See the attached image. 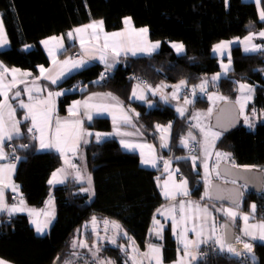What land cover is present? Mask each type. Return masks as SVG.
<instances>
[{"label": "trees", "instance_id": "16d2710c", "mask_svg": "<svg viewBox=\"0 0 264 264\" xmlns=\"http://www.w3.org/2000/svg\"><path fill=\"white\" fill-rule=\"evenodd\" d=\"M0 13L11 44L10 48L0 50V60L10 67L31 72H36L38 65L48 63L40 45V40L48 36L65 33L95 20H103L107 30H117L122 28L127 16L132 17L136 26H147L151 38L161 42L158 52L144 56H122L112 72L102 64L94 63L73 73L63 86L69 87L79 79L84 83L80 91H68L64 95L62 107L94 90L115 95L132 115L139 131L154 143L160 158H171L179 166L182 177L193 189L194 200L212 207L221 221L227 220L214 208L219 203L209 198L207 201L200 199L203 190L200 171L193 164L189 148L181 144V139L189 133L187 116H179L173 104L157 97L149 95L144 100L134 98L133 90L137 91V95L142 94L139 87L143 86L129 79V75L138 74L155 88L167 85L164 88L173 89L172 86L184 80L186 87L192 89L204 78L210 81L212 76L221 73L219 56L213 51L214 45L237 39L231 47L232 70L221 75L215 84L209 83L207 90L235 100L241 93V84L251 86L254 89L253 100L247 107L246 116L252 127L243 120L239 128L223 134L215 147L231 153L238 165L264 169V50L257 53L243 51L245 37L250 34L255 35L247 45L260 43L264 49V38L257 35L264 29V21L258 17L255 2L0 0ZM171 42L182 43L185 52L178 54ZM26 45L32 48L26 50ZM105 72L107 76L101 79V74ZM152 98L154 102L150 105ZM209 106L210 102L204 98L194 99L192 103L195 109L206 110ZM169 123L170 138L166 141L167 147H162L164 141L156 126ZM88 125L96 130H110L112 127L110 119L106 117L94 118ZM13 141L18 153L24 157L18 161L15 179L26 203L30 207H43L51 195L49 178L64 159L55 151L38 152L36 143L28 135ZM85 162L93 179V196L81 191L82 185L73 180L55 187L56 220L45 236L35 233L28 216L12 215V220L8 221V215L3 214L0 217L1 257L14 264H64L72 256L75 237H93V232L87 235L83 232L93 217L95 221H116L127 233V236L118 237L115 244L106 242L101 248L102 256L115 264L129 263L134 247L142 252L154 240L150 233L153 217L157 208L167 201L160 188V180L165 176L163 169L142 165L136 152L126 151L114 138L92 141L85 146ZM252 202L257 206L258 216L264 220V191L246 193L241 208L248 210ZM252 242L256 253L255 264H264V241L255 239ZM177 249L176 240L167 230L164 259L174 260ZM197 264H253V261L249 257L239 259L227 252L210 250Z\"/></svg>", "mask_w": 264, "mask_h": 264}, {"label": "crops", "instance_id": "0c3cea01", "mask_svg": "<svg viewBox=\"0 0 264 264\" xmlns=\"http://www.w3.org/2000/svg\"><path fill=\"white\" fill-rule=\"evenodd\" d=\"M244 1L255 2L257 10H258V17H259V19L261 21H264V20H262L260 18V12L262 10H264L263 0H259V3H257V0H244ZM129 17L130 16H127L126 18H129ZM130 18H131V27L132 28H135L137 30L142 29V28H147L148 29L147 39H148L149 42L155 43V42L158 41V40H153L151 38L150 30H149V28L147 26L138 27L134 23L132 17H130ZM124 20H125V18H124ZM124 20H123L122 28L117 29V30H111V31L106 29L105 23L102 20L103 21L104 32H106V33L125 32L126 31V25L124 23ZM0 21H2L1 13H0ZM95 21H101V20H95ZM92 22H94V21H91L90 23H92ZM90 23H88V24H90ZM2 24H3V21H2ZM88 24L76 26V27H74L72 29H69L65 33L58 34V35H51V36H48L46 38L41 39L40 40V45L43 48L44 52L46 53V56L48 58V63L47 64L38 65L36 72H31L30 70L22 69V68H19V67H10L7 64H5L2 60H0V63H2L3 66L6 67L7 69H9V70L17 69V70H19L16 73L17 80L18 81L19 80L25 81V83H22V84L18 83L17 88L13 89V92L9 93L10 97L13 95V93L16 90H20L21 91L20 99L24 100L25 103H33L34 101H29L27 93H25L23 91V89L25 87H32L33 88L34 99H40V100L45 99L47 97L48 92H52V93L63 92L64 93L63 95L54 96L53 97V108H54V110L52 112V122H51L50 128L48 129L49 133H54L55 132V128H56L55 121H56V119H59L62 122L63 121L71 122V121H77L78 120V121H80V127H81L82 131L84 133H91V135H84L82 137V139L79 141V146L77 148L76 154H72L70 152L67 153V159L70 161V163L66 164L65 163V156H62L55 149H46V150H41L40 149V147H39V139H38L40 133L38 131H35V130L33 132H28L27 131V129L29 127H31L32 125H31L30 119L29 120H25L24 119L25 114H26V110L21 109L18 106V102L16 100H11L10 101V103H12V106L16 109L14 118L16 120L20 121L19 127L21 129V135L18 136V137H14L13 140L14 139H18V138H22V137H24L26 135L30 136L32 139H33V137H37L36 139H33V141L36 143V148H37L38 152L55 151V152L59 153L64 159L62 165L57 167L53 171V172H56L58 169H62L63 170L62 172L58 173V175H57V179L58 180H63V182L62 183L57 182V183L50 184V186H51V195L48 198L46 204L43 207L35 208V207H30L26 203V201H24L23 207L31 210L33 214L30 215L29 211L16 212V213L12 214V215L24 214V215L28 216L29 222H30L31 226L34 228L35 233L37 235H40V236H45L47 234V232L50 230V228L53 225V223L55 222V220H56L57 209H56V199H55V187L60 186V185H65L70 180H73V181L77 182L78 184L82 185L81 191L89 192L91 194V196H93V191H92L93 179H92V175L89 172V170H88V168L86 166V162H85V146L90 144L92 141L101 142V141H103L105 139H108V138H114V139L118 140V142L120 143L121 146H122L121 140H125L127 142L134 143V144L150 145L151 149H149L148 147H145L143 149V151H144L145 157H150L151 156V157L155 158L156 164H155V166H153V165H145V164H142V165H144L146 167H151V168H161V169H163L165 176L160 180L161 192L163 191V186H164L165 181L168 182L169 191L176 192V189L174 188V185H178L182 181L186 180L184 177L179 176V174H178L180 172L179 166L173 162V159L170 158V159L162 160L160 158L154 143H152V141H150L149 138L146 135H144L143 133H141L139 131V129H138L137 125H136V122L133 119L132 115L128 112V110L122 104L120 99H118L112 93H111L112 96L116 97L118 102H119V104L122 106L123 112H121L118 108L110 107L109 111L104 112V113H102L100 115H97L95 109L92 108V109H88V111L92 115V119L91 120L88 119L87 115L84 114L85 113V109L83 107V102L84 101H88V103L91 104V105H109V106H111V105H115L117 103V101H114V100L110 99L109 97H107L105 94H108L110 92L104 91V90H94V91H90L88 93H85V94H83V95H81V96H79V97H77L75 99H72L70 102L66 103L65 106L62 107V102H63L64 95L68 92L67 87L63 86L62 84L73 73H75V72H77L79 70H82L85 67H87L89 65H92L94 63H100L103 66H105L108 71L112 72L119 65L120 58L122 56H133V55H131L130 52L128 54H124L122 52L120 56H118L116 58H113L111 53H109L108 58H107V65H106L105 62H102L99 59V56H100L101 53L97 50V48L99 46L96 45L95 41H93L92 43H88V41L91 39V37H90L91 30L90 29L88 30V34L84 35V39H85V42H86V47L88 48V53L84 54L83 50L81 48V44H80V36H77L74 33L73 37L69 38L68 33L69 32H73V30L76 29V28H80V27L88 25ZM3 29H4V31L6 33L4 24H3ZM261 32H264V29L262 31L258 32L257 35L259 37H261L259 35V33H261ZM6 36H7V33H6ZM52 37H56L57 40H59L61 43H63V46H64L63 49H59V50L55 51V60L57 61V63H55V64L53 63V56L49 55V49L54 48L55 45L57 44V41H54V40L50 39ZM261 38H264V37H261ZM7 40H8V44L3 46V47H0V50H5V49L10 48L11 44H10V41L8 39V36H7ZM45 40L49 41L48 47H45V45L42 43V41H45ZM235 41H237V39H231L229 41H224V42H231V44H230V46L228 48L227 53H225L226 55H224L223 57L219 53L214 52L215 54H217L219 56L220 64L222 62L224 64L228 63V54L230 53V56H231V47L233 46ZM102 42L103 41H102V38H101V42H100L101 45H102ZM158 42H159L158 49L156 51L152 52V53L158 52L160 50L161 42L160 41H158ZM173 44H182V43H180V42H171V45H173ZM253 44L261 46L262 49H263L262 44H260V43H253ZM253 44H249L247 46L251 47V45H253ZM26 46H28V47H26ZM26 46H24V49H26V50H29V49L32 48L31 45H26ZM131 46L132 45L129 43L128 47H131ZM70 48H72L71 52L69 51ZM229 49H230V51H229ZM244 49H245V47L243 48L244 53H257V52H245ZM184 52H185V48H184V51L182 53H179V54H183ZM144 55H149V54H147V53H139L138 52L137 55H135V56H144ZM69 58H71L72 60L83 58V59H85L87 61V64L83 68L71 71L65 77L61 78L58 81L57 84H52L50 80L45 79L43 76H41V73H40V67L41 66L46 70L45 71V75L46 76L47 75L56 76L57 73L60 71L61 63L63 61H65V60L69 59ZM108 65H110V67H108ZM232 68H233V60H232V57H231V65H230L229 71L232 70ZM0 71H2V69H0ZM22 73H30L31 75L30 76H24V75H22ZM221 73H222V68H221ZM11 75H12L11 71H9V73H7L5 75V82L6 83L11 82ZM33 81H35V85H33ZM34 87H40L43 91L41 93L37 94L34 91ZM139 88L142 89V91H143L142 94L145 96V98L147 96L151 95L152 97L154 96V97H157V98H159L161 100H163L161 98V93L171 97V93L173 91V89H166V91H161L162 90V88H161L159 90V92H157L154 95L152 91L148 90V88H145V89L142 88V87H139ZM151 88L152 89H156L155 87H151ZM140 94L138 93V96ZM240 94H246V93H242L241 92ZM217 96H221V95L215 93V95L213 96L214 100L211 99V101L214 102V104H213V112L215 111L216 107L220 104L219 103L220 101L218 102V99H215V97H217ZM251 96H252V98H251V101H252L253 100V94H251ZM89 97H92V99L89 100L88 99ZM178 97L179 98L176 99V103H174L172 101V100H175V99H169L167 102L173 104L176 109L178 107H185L187 109V111H185L183 116L186 115L187 118L189 116H191V115L195 116V114H197V113L203 114L205 111H207L210 108V106L212 104L211 101H210V106L206 110L195 109V108L192 107V104L184 105V98H182L184 96L181 94V92L178 93ZM0 99H2V97H0ZM74 101H80L81 102V106L79 107V115H76V116L70 115V113L68 111V109L73 105ZM153 102H154V99L153 98L150 99V105ZM4 111H5L6 125H7L8 129L11 130L12 122L8 118V115H7L8 110L5 109ZM176 112H177V110H176ZM125 114L127 116L131 117V122L130 123H125L123 121V119H121V117L123 115H125ZM177 114L179 116H181L178 112H177ZM114 115L117 117L115 123L113 121V116ZM98 117L109 118L111 123H112L111 129L110 130H96L94 128L89 127L88 124H90L93 121L94 118H98ZM195 122H196V120H195ZM168 125L169 124L161 125V126L166 127ZM192 127L193 126H189V131L194 133V130H193ZM117 129H119L118 133H117ZM159 132H160L161 137L165 136L167 138L166 141L169 140L171 129H170V132H168V133H162L161 131H159ZM96 133H112V135L103 137L100 141H97L96 136H95ZM221 136H220V138H221ZM13 140H11V141H13ZM85 140L87 141V143L84 142ZM8 142L9 141H7V140L4 142V152L7 154V156L9 154V150H8V147H7ZM216 143L217 142H215V145H216ZM189 144H190V141H189ZM124 149L126 151H129V152H136L139 155L140 161H141L142 158H141V149L140 148H135V149H126V148H124ZM215 149L216 148L213 147L211 150H215ZM210 151H209V153H211V155L207 156L205 158V160L206 159L207 160L211 159L213 152H210ZM215 151H218V150H215ZM190 153H191V151H190ZM20 159H24V157H20ZM197 160L200 161V152H199V157H197ZM6 164H15V170L11 174V181L10 182L15 184V185H18V191L17 192H13L11 190V188H5L4 189L5 201H6V203L9 206H12V205L21 206L20 203H19L20 201L19 202H12L10 200L11 195L14 194V193H17L20 197H22V194H23V192H22V190L20 188V185L18 184V182L15 179V176H16V173H17V169H18V162L9 160L8 158L0 160V165H6ZM73 165L75 167H73ZM194 166H195L196 170H198V166L196 164H194ZM177 169L179 171H176ZM78 176H79V178H78ZM50 179H52V174H51L49 180ZM84 189H88V191H84ZM209 189H210V187H206L205 188V190H207V191H209ZM187 190H188V193H189L188 196H184V195H182V193L176 192V195H175L174 199L169 198V197H165L162 194L164 196V198L167 199V201L162 203L157 208V210L159 209L160 212L156 211V213H155V215L153 217L152 225H151V228H150V233H151L152 237L154 238V240L152 242L148 243V245L146 246L144 251H142V252L139 251L138 253L133 251L131 253L130 257L136 256L137 261H139L140 259H142L144 253H148L149 252V245L151 244L153 246H156V247H159V248L162 249V253H161V255H162V264H181V262H183V264H189L190 258L184 256V248H183V244L181 243V239H180V235H179L180 232L185 227H187L189 229V231L187 232V239L188 240H193L194 241V240L202 239V240H205V241L209 242L212 245V247H214V248H216L218 250L219 246L215 243V238L219 237V236H224V226H223L224 222L220 220L218 214L215 212V210L212 207H208V205L203 203V202L200 203L201 201L197 202V201L194 200L193 195H192L193 189L191 188V186H190L188 181H187ZM208 198L209 197H205V192H202L200 199L202 201H207ZM181 201L184 202V213H183V215L186 218L183 221L181 220V211H180V202ZM188 201H192L193 202L192 205H189ZM214 202H216V201H214ZM217 203H219V204H216V207L214 206L216 211L218 213H222L224 216H226L227 220L230 221L232 224H234L235 227L237 226L238 227L237 231H238L239 236L241 238H244L245 240H247L251 244L252 249H253L252 250V254H248L247 256L246 255L245 256L251 258V256L254 255L255 260H256V253H255L254 245H253V242H252V240H255V239L252 238V235H249V236H245L244 235V230L247 228V231L249 233H252L253 235H255L257 237L256 240L264 241V240L259 239V233L261 231V229L259 228V225L264 224V220L258 216L257 206H256L255 202H252L250 204L248 210H244V209L241 208V203L242 202L239 203L238 205H232V204H229V203L225 204V202H217ZM196 204H199L201 209L204 208L205 206H207V208H208V213H207V217H206L207 222H203V221H201V219H199V217L201 215H204V214L202 212H197V210L195 208ZM253 204L256 206L254 211L251 208V205H253ZM173 208H174V211H173ZM223 209H231L233 212L237 213V215L235 216L234 219H232L228 215H226V213L224 211H222ZM45 213H54V216H52V217L46 216ZM161 213H163V214H161ZM3 214H7L8 215L7 212H0V217ZM173 215L175 216V220H176V224H177L176 231H173V218H172ZM244 216H248L249 217L247 222L244 221V219H243ZM194 217H195V219H193ZM213 219L215 221V228H216L215 234H213V231H212ZM49 220H50V223H49ZM33 221H35L36 223H33ZM105 221H107V225L105 224ZM156 221H158L159 224H157ZM37 224H39L41 227H44V231L43 232H38L37 231ZM45 225H47V226L45 227ZM114 225H118L119 227L118 228L114 227ZM192 228H196L197 231H201L202 230V236L198 238L196 236V232L191 231ZM167 230L170 231L172 238L174 240H176L177 245H178L176 258L174 260H172V261H166L164 259V238H165V233H166ZM123 231L124 230L121 228V226L116 221L103 219L101 221L99 220V221H95V223H93V220H92L89 223V225L86 226L83 229V232L84 233L86 232V235L87 234H92V232H93V237L85 238V236L82 235V236L75 237L73 239V241H76L77 243L84 242V243H86L88 245L87 248L77 247V249L80 250V251L87 252L89 249L97 250L96 247H94V245H96L97 236L99 234H101V239L100 240L98 239L99 243H102V244H100L98 246V251H100V254H101V248H103L106 245V242L107 243L109 242L110 244H113V243H111V241L113 239H115V241H116L118 239V237H121ZM158 232H159V235L157 234ZM203 247H204V243H201L198 249H191V251L193 252V255L197 256V259L196 260H192L191 264H197L198 260L202 257L200 251L202 250ZM87 254H88V252H87ZM81 257H82L81 259L77 258V261L74 260L72 262V264H94L91 261H89L88 259H85L86 258L85 256H81ZM0 259H3L4 261H7L8 264H14L12 261H10V260H8V259H6L4 257L0 256ZM71 259H73V256H70V258L68 260H71ZM100 261H104V260H100ZM96 264H100V262L99 263L96 262ZM127 264H132V260L130 259L129 263H127ZM143 264H149V261L147 259H144Z\"/></svg>", "mask_w": 264, "mask_h": 264}, {"label": "snow or ice", "instance_id": "6c2138e0", "mask_svg": "<svg viewBox=\"0 0 264 264\" xmlns=\"http://www.w3.org/2000/svg\"><path fill=\"white\" fill-rule=\"evenodd\" d=\"M227 2V0H226ZM257 3H259V0H257ZM260 18L262 20H264V10H262L260 12ZM124 23L126 25V31L125 32H115V33H106L104 32L103 29V21H94L88 25L82 26L80 28H76L73 30V32H69L68 36L69 38H72L74 33L77 36H80V44H81V48L83 50L84 54L88 53V48L86 47V42L84 39V35L88 34V30H91L90 33V37L91 39L88 41V43H92L93 41H95L96 45H98L99 47L97 48V50L101 53L99 56V59L102 62H105V64L107 65V58L109 53H111L113 58H116L118 56L121 55V53L123 52L124 54H128L129 52L131 53V55L135 56L137 55V53H147V54H151L152 52L156 51L159 47V42H155V43H151L148 41L147 39V34H148V29L147 28H142V29H135L131 27V18H125ZM255 34H250L249 36L245 37V42H246V46H245V52H258L262 49L261 46L258 45H251V47L247 46V43L250 42L253 39V36ZM259 35L261 37H264V32L259 33ZM101 38H102V45L100 44L101 42ZM51 40L57 41V44L55 45L54 48L49 49V55L53 56V63H57V61L55 60V51L59 50V49H63V43H61L59 40H57L56 37H52L50 38ZM42 43L45 45V47H48L49 41L45 40L42 41ZM131 44V47H128V44ZM8 44V40H7V36L6 33L3 29V24L2 21H0V47H3L5 45ZM231 42H220L217 45H214L213 47V51L219 53L222 57L225 55V50L229 48ZM28 47V46H26ZM172 47L176 50V52L182 53L184 51V45L183 44H173ZM87 64V61L83 58L80 59H76V60H72L71 58L63 61L61 63L60 66V71L57 73L56 76H51V75H45V69L41 66L40 67V73L41 76H43L45 79H48L51 81L52 84H57L58 81L65 77L67 74H69L71 71L73 70H77L80 68L85 67ZM231 65V56L230 53L228 54V63L224 64L223 62L221 63V68H222V73H217L216 75L211 77V80L209 81L208 78H204L201 83L199 85L193 86L192 88V95L195 96L196 94V89L199 88V91L201 93H205L207 90V87L209 85V83H213L215 84L221 77V75L223 74H227V72L229 71ZM108 67H110V65H108ZM0 69H2V71H0V97H2V99H0V160L3 159H7L8 156L7 154L4 152V142L7 141H11L13 140L14 137H18L21 135V129L19 127L20 121L16 120L15 117V111L16 109L12 106V103H10L11 100H16L18 102V106L21 109L26 110V114L24 119L25 120H29L31 121V127H29L27 129L28 132H33L38 131L40 133L38 139H39V147L41 150H46V149H55L57 152H59L62 156H65V163L68 164L70 163V161L67 159V153H72V154H76L77 148L79 146V141L82 139V137L84 135H91V133H84L80 127V121H61L59 119H56L55 124H56V128H55V132L54 133H49L48 129L50 128L51 122H52V112L54 110L53 108V97L54 96H60L63 95V92H56V93H52V92H48L47 97L45 99H34L33 96V88L32 87H25L23 89V91L25 93H27L28 95V99L29 101H34L33 103H25L24 100L20 99L21 97V91L20 90H16L13 95L10 97L9 93L13 92V89L17 88L18 83L22 84L25 83V81L23 80H17V76L16 73L19 71L17 69H12L9 70L6 67L3 66L2 63H0ZM9 71H11L12 75H11V82L6 83L5 82V75L7 73H9ZM22 75L24 76H30V73H22ZM106 75V73H102L101 74V79L104 78V76ZM33 85H35V81H33ZM187 86V82L184 80H181L179 82V84L172 86L173 87V91L171 93V97H169L168 95H165L163 93H161V98L167 102L169 99H178V93L180 92V90L184 87ZM148 88V90L152 91L153 94L155 95L157 92H159V90L163 87H167V85H158L156 87V89H152L151 86H146ZM240 90L242 93H246V95L244 96V100L243 102L241 101H237V103L240 104V108H241V112L243 111V108L246 106L247 102L249 100H251L252 96L251 94L253 93L254 89L251 86L245 85V84H241L240 85ZM34 91L35 93L39 94L41 93L43 90L40 87H34ZM107 97H109L110 99L117 101V103L115 105H91L88 103V101H84L83 102V107L85 109V115H87L88 119L91 120L92 119V115L91 113L88 111V109H92L94 108L96 111L97 115H100L104 112L109 111L110 107H114V108H118L121 112H123V108L122 106L119 104L118 100L116 97L112 96L111 93L105 94ZM132 96L134 98L140 99V100H144L145 96L143 94H140L139 96L137 95V91L134 89ZM210 100L213 99L212 95H209L208 97ZM89 100L92 99V97L88 98ZM215 99H220V100H226V97L223 96H217L215 97ZM193 103V100H189L187 98H184V105H188ZM81 106V102L80 101H74L73 105L68 109L70 115L76 116L79 115V107ZM5 109L8 110L7 115L9 120H11L12 122V127L11 130L8 129L7 125H6V121H5ZM177 112L183 116L185 111H187V109L185 107H178ZM212 108H209L207 110V113L205 114H200L197 113L195 114V116L193 117V119H195L197 121V124L194 127H198L200 129V132L203 133V137H204V142L205 145L208 144L209 139H211V143H212V147H214L215 145V140L219 139V137L222 135V133L224 131H226V128L220 127L219 130L214 131L212 126H209L207 129H205V127L201 126L199 121L202 117V115L207 118V117H211L212 114ZM117 117L114 115L113 116V121L114 123L116 122ZM121 119H123V121L125 123H130L131 122V117L127 116L126 114L123 115L121 117ZM244 122L245 124H248L250 127H252L249 118L247 116L244 117ZM157 129L159 131H161L162 133H168L170 132L171 129V123H169L168 126L164 127L161 125H157L156 126ZM119 132V129H117V133ZM112 133H96V139L97 141H100L103 137L106 136H111ZM37 137H33V139H36ZM162 141H164V143H162V147H167V143H166V137L162 136L161 137ZM196 137L193 135V133L191 131H189L187 137L182 138L181 139V144L184 147H188L189 145V141H195ZM85 143H87V141H84ZM121 144L124 148L126 149H135V148H140L141 149V162L142 164L145 165H153L155 166L156 164V160L153 157H145L144 151L143 149L145 147H148L149 149H151L150 145H141V144H134V143H130L127 142L125 140H121ZM21 147H28V145H21ZM204 155L205 157L211 155V153L208 152L207 147H205L204 149ZM216 157H217V162L216 165L214 166L216 170V176L219 177L221 175V173L218 171V167H219V161L221 159H229L230 154L228 153H221V152H216L215 153ZM13 159H18L17 157L13 156ZM177 159H182V158H177ZM193 163L195 164V161L197 160V157L193 156L192 157ZM167 163V162H166ZM235 166V165H233ZM73 167H75L73 165ZM245 168H248L250 166H244ZM204 168H205V183L209 186V187H213V185L211 184V180L209 179V176L211 175V173L208 170V164L207 162H205L204 164ZM15 170V164H6V165H0V212H7L9 216H11L13 213L16 212H23V211H29V214L32 215V211L23 207L24 205V201L23 199L20 200V205L21 206H17V205H12L9 206L4 198V189L5 188H11V190L13 192H17L18 191V185H15L13 183H11V174L14 172ZM62 169H58L56 172L52 173V179H50L48 181L49 184H53V183H62L63 180H58L57 179V175L58 173L62 172ZM176 171H179L178 169ZM79 178V176H78ZM233 184L236 183L235 180L232 181ZM174 188L176 189V192L182 193V195L184 196H188V190H187V180L182 181L180 184L178 185H174ZM84 191H88V189H84ZM176 192L173 191H169L168 189V182L165 181L164 186H163V191L162 194L165 197H169L174 199ZM237 199L240 196V193L236 194ZM205 197H210V193L209 191H205ZM218 199H222V197H217ZM234 203H236L237 201L234 200ZM192 201H188L189 205H192ZM255 205H251V208L253 209V211L255 210ZM195 208L197 210V212H202L204 215H201L199 217V219H201V221L203 222H207V213H208V208L207 206H205L204 208L201 209L199 204L195 205ZM158 212H160V210H157ZM174 211V208H173ZM180 211H181V220H185V216L183 215L184 213V202L181 201L180 202ZM222 211H224L226 213V215H228L230 218L234 219L235 216L237 215V213L233 212L231 209H223ZM163 214V213H161ZM46 216H54V213H45ZM173 231H176L177 228V224H176V220H175V216L173 215ZM93 219V223H95V217L92 218ZM195 219V217L193 218ZM244 221L247 222V220L249 219L248 216H244L243 217ZM33 223H36L35 221H33ZM50 223V220H49ZM157 224H159L158 221H156ZM105 224L107 225V221H105ZM47 225H45L46 227ZM114 227H119L118 225H114ZM255 227V226H254ZM259 228L261 229L260 233H259V239L264 240V224L259 225ZM37 231L38 232H43L44 231V227H41L39 224H37ZM189 231V229L187 227L183 228V230L180 232V239H181V243L183 244V248H184V256L189 257V264H191L192 260H196L197 256L193 255V252L191 251V249H198L201 243H206L207 241L202 240V239H198V240H188L187 239V232ZM191 231L196 232V236L199 238L202 236V230L201 231H197L196 228H192ZM212 231L213 234H215L216 228H215V221L213 219L212 222ZM227 229L225 227V233H226ZM159 235V232L157 233ZM126 235V234H125ZM244 235L245 236H249L252 235L253 239H256L257 237L255 235H253L252 233H249L247 231V228L244 230ZM234 239L237 242H242L243 243V248L246 250L244 253L242 252H238L237 249L235 247L232 246L231 243H229L227 241L226 235L224 236H219L215 238V243L219 246L218 251L219 252H227L230 253L232 255L235 256H242L247 254H251L252 253V246L251 244L247 243V242H243L241 240L240 236H235ZM111 243L115 244L116 241L115 239H113L111 241ZM73 248L76 247H81V248H87L88 245L84 242H79L77 243L76 241H73L72 244ZM123 247V246H121ZM91 251V249H89ZM98 251V249H97ZM134 252L138 253V249H136L135 247L133 248ZM162 249L153 245H149V252L148 253H144L142 259H140L139 261H137L136 256H132L131 260H132V264H143L144 259H147L149 261V264H162ZM93 256H96V252L92 253ZM73 255H75V253H73ZM57 259H59V257H57ZM251 260L253 261V264H255V257L254 255L251 256ZM0 264H8L7 261H4L3 259H0ZM55 264V262H54ZM65 264H72L71 260L65 261ZM100 264H113L112 261L110 260H104V261H100ZM181 264H183V262H181Z\"/></svg>", "mask_w": 264, "mask_h": 264}, {"label": "water", "instance_id": "95a60500", "mask_svg": "<svg viewBox=\"0 0 264 264\" xmlns=\"http://www.w3.org/2000/svg\"><path fill=\"white\" fill-rule=\"evenodd\" d=\"M245 116H242L237 99H226L212 113L210 126L215 130H219L220 127L226 128L227 130L222 133L226 134L239 128ZM218 171L221 173L223 179L213 180L211 183L213 187H210L209 193L210 199L213 201L238 205L242 202L246 193H261L264 191L263 168L254 166L245 168L241 165L222 161L219 164ZM233 180L236 181L235 184L232 183ZM237 193H240L238 199L236 196ZM217 197H222V199H218ZM234 200L237 202L234 203ZM223 226L227 241L231 244L237 242L234 237L239 236V234L234 224L225 220ZM225 227L227 229L226 233ZM238 248H240L239 244Z\"/></svg>", "mask_w": 264, "mask_h": 264}, {"label": "built area", "instance_id": "2783aa9c", "mask_svg": "<svg viewBox=\"0 0 264 264\" xmlns=\"http://www.w3.org/2000/svg\"><path fill=\"white\" fill-rule=\"evenodd\" d=\"M107 73V72H105ZM107 76V74L105 75ZM129 79H131L132 81H134L135 83H138L140 84L141 86L147 88L146 86H150L148 81L146 79H144L142 76L138 75V74H135V73H132L129 75ZM83 80L82 79H79L77 81H75L73 84H71L69 87H67L68 91H71V92H76V91H80L82 89V86H83ZM180 92L182 94H185L187 96H190L192 97L193 99L195 100H199L201 98H204V99H209V91L208 92H205V93H201L200 91H196V94L195 96L192 95V89L189 88V87H186V88H182L180 90ZM214 100V99H213ZM209 101H211L209 99ZM211 106L210 108H212L213 110V104L214 102L211 101ZM213 112V111H212ZM194 116H189L187 119H186V124L188 126H192L193 124V121L195 119H193ZM215 130V129H213ZM199 146H200V141L197 139L195 141H192L191 144H190V147H189V150L191 151V155L192 156H195V157H199ZM7 147H8V150H9V154H8V159L9 160H12V161H16L18 162L20 160V157H22L19 153H18V148L15 144L14 141H9L8 144H7ZM216 152H221V153H228V152H224L222 150H218ZM230 154V157L229 159H221L219 161V164L222 162V161H225V162H228V163H231V164H237V162L235 161L234 157L232 156L231 153H228ZM13 156L17 157L18 159H13ZM216 162H217V157L216 155L212 156L211 159H208V170L209 172L211 173V175L209 176V179L211 180V183L213 180H219V179H223L222 176L220 175L219 177L216 176V170L214 168V166L216 165ZM238 165V164H237ZM179 176H182L181 175V171L178 173ZM202 184H203V190L202 192H205V188L206 187H209L206 183H205V175L202 176ZM11 199H12V202H19L21 199H23V201H25V198H24V194H22V197H20L17 193H14L11 195ZM7 220L8 221H11L12 220V215L7 217ZM244 240V238H242ZM210 250H213L214 252L217 251L216 248L212 247V245L209 243V242H206L204 243V247L202 248V250L200 251L201 255L204 256L206 255ZM232 255V254H231ZM247 256V255H246ZM245 255L244 256H241V257H246ZM241 257H238L239 259H242Z\"/></svg>", "mask_w": 264, "mask_h": 264}, {"label": "rangeland", "instance_id": "374dc122", "mask_svg": "<svg viewBox=\"0 0 264 264\" xmlns=\"http://www.w3.org/2000/svg\"><path fill=\"white\" fill-rule=\"evenodd\" d=\"M227 51H228V49H226L225 50V53H227ZM229 51H230V49H229ZM226 55V54H225ZM142 88H144L145 89V87H142ZM161 91H166V88H162V90ZM206 92H208V90H206ZM209 93H210V95H212V96H214L215 95V93L214 92H211V91H209ZM182 98H187V99H189V100H194L192 97H190V96H187V95H185L184 97H182ZM174 103H176V99L175 100H172ZM208 101H209V99H208ZM220 101V102H219ZM223 100H220V99H218V102L219 103H221ZM210 102V101H209ZM192 104V103H191ZM217 104V103H216ZM218 107V106H217ZM217 107H216V109H217ZM215 109V110H216ZM205 113H207V111H205L203 114H205ZM212 116V115H211ZM210 122H211V117H207V118H205L203 115H202V117H201V119H200V121H199V123H200V125L201 126H203V127H205V129H207L209 126H210ZM193 125V130H194V133H193V135L196 137V140L198 139L199 141H200V146H199V152H200V161H198V160H196L195 161V164L198 166V170L200 171V177H201V182H202V176L203 175H205V168H204V164H205V162H208V160L206 159L205 160V155H204V149H205V147H207V150H208V152L213 148L212 147V143H211V139H209L210 141L208 142V144L207 145H205V142H204V137H203V133H201L200 132V129L198 128V127H194L196 124H197V121L195 122V120H194V122L192 123ZM215 131V130H214ZM219 139H220V137H219ZM219 139H217V140H215V142H217ZM191 142L192 141H190V144H191ZM202 142V143H201ZM190 144L188 145V148L190 147ZM214 147H215V145H214ZM216 148V147H215ZM215 150H217V148L215 149ZM215 150H211L210 152H213L212 153V156H214L215 155V153H216V151ZM192 156V155H191ZM193 157V156H192ZM191 157V158H192ZM202 157V158H201ZM199 159V158H198ZM126 234V235H125ZM122 235L123 236H127V233H126V231H123L122 232ZM86 238V237H85ZM98 239L100 240L101 239V234H99L98 236H97V238H96V245H94V247H96V249H98V246H99V241H98ZM87 252H88V254H87ZM87 252H83V251H80V250H78L77 249V247L76 248H73L72 247V256H73V259H71L72 260V262L75 260V261H77V258H82L81 256H85L84 258L85 259H88L89 261H91L92 263H94V264H96V262H100V260H110V261H112L111 259H109V258H104L103 256H102V253L100 254V251H97V250H88ZM93 252H96V256H93ZM73 253H75V255H73ZM87 255V256H86ZM241 258H243V257H241ZM79 260V259H78ZM113 262V261H112ZM65 264V263H64ZM113 264H115L114 262H113Z\"/></svg>", "mask_w": 264, "mask_h": 264}, {"label": "bare ground", "instance_id": "6f19581e", "mask_svg": "<svg viewBox=\"0 0 264 264\" xmlns=\"http://www.w3.org/2000/svg\"><path fill=\"white\" fill-rule=\"evenodd\" d=\"M246 94H239L238 95V97H237V101L239 100V101H241V102H243V100H244V96H245ZM250 102H251V100H249L248 102H247V104H246V106L243 108V111L241 112L242 113V116H245L246 115V111H247V107H248V105L250 104ZM238 105H239V108H240V104L238 103ZM240 110H241V108H240ZM241 240L243 241V242H247V243H249L247 240H243L242 238H241ZM238 244L240 245V248H238ZM250 244V243H249ZM232 246L233 247H235L236 249H237V251L238 252H242V253H244L246 250L243 248V243L242 242H235V243H232ZM253 250V249H252ZM252 254V253H251ZM245 255H248L247 253L245 254ZM233 256H235V255H233ZM242 256H244V255H242ZM235 257H241V256H235Z\"/></svg>", "mask_w": 264, "mask_h": 264}]
</instances>
